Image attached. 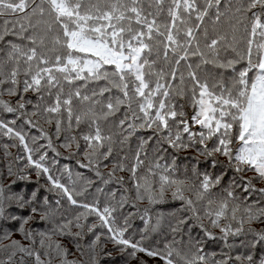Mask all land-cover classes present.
<instances>
[{
  "label": "snow or ice",
  "instance_id": "6c2138e0",
  "mask_svg": "<svg viewBox=\"0 0 264 264\" xmlns=\"http://www.w3.org/2000/svg\"><path fill=\"white\" fill-rule=\"evenodd\" d=\"M5 94L15 99H4ZM0 113L14 115L0 118V136L17 142L3 146L6 155L12 156L13 146L26 153L23 168L7 166L11 184L0 180V264H28V258L34 264H53L54 258L58 264H103L112 254L97 228L106 229L108 240L138 264H148L138 253L160 264H264V187L257 186L264 182V0H0ZM40 118L54 126L57 139L68 133L62 145L68 149L73 144L79 149L72 133L87 126L82 139L88 163L81 166L95 165L100 177L101 163L119 156L117 146L123 151L138 132L150 131L137 137L131 156H119L104 183H123L116 172L127 171L136 200L181 202L167 216L172 238L147 243L160 231L163 213L152 224L145 208V229L133 242L125 238L127 218L124 227L114 226L116 206L101 208L98 199L81 203L77 197L92 182L78 190L68 165L61 172L68 184L53 175L48 150L60 153ZM21 119L40 134L29 137L17 126ZM188 149L196 150L188 159L197 163L181 173L176 153ZM200 156L219 171L201 172ZM32 172L45 175L50 191L84 211L50 231L26 227L37 216L52 219L55 212L40 188L13 191L14 185L30 182ZM109 195L119 207L128 203L126 196ZM13 207L28 209V215L12 212ZM91 215L99 223L89 224ZM9 221L19 222L22 239H12L4 228ZM89 233L94 239L82 245ZM53 236L70 238L86 259ZM209 242L223 246L206 252Z\"/></svg>",
  "mask_w": 264,
  "mask_h": 264
},
{
  "label": "trees",
  "instance_id": "16d2710c",
  "mask_svg": "<svg viewBox=\"0 0 264 264\" xmlns=\"http://www.w3.org/2000/svg\"><path fill=\"white\" fill-rule=\"evenodd\" d=\"M25 95L28 99L32 100L33 104L36 103V98H35L34 94L28 93ZM3 98L4 99H12V100L15 99L14 97H8L6 94ZM32 110L33 109L31 108V106H29L28 111L31 112ZM124 110L125 109H123V108L121 109L122 112ZM186 110H187V106L185 107V111ZM191 113H192V109L190 110V115H191ZM119 116H120V113H118L117 117H115L114 119L119 118ZM0 118L12 120V119H14V115L13 114L0 113ZM40 125L48 131L49 135L52 136L54 146L56 148H58V152L60 151L59 156H56V154H53L52 156L54 158H50V154L52 152H50V150H48V156H49L48 164L51 163L52 159H56L59 161V163L56 164V166L58 165L59 166L58 168L61 167L59 169V171L63 169L64 165H68V167L71 169V171L73 173L76 171L73 168H77L79 166V163H83V164L88 163L87 158H85L84 154H82L85 151H87L86 142L82 139V135L88 132L87 126L81 125V127L79 129H74L72 134L76 136V138L79 142V149H77L75 144H73L72 149L75 148V150L74 151L71 150L66 154L65 151L68 150V148H64V147H62V145L65 142L64 137L67 136L68 133L62 132L60 138L57 139L55 136L54 126L46 124L44 122L43 118H40ZM17 126L18 127L22 126L23 131L28 133L29 137L33 136V135H39L40 134L38 129H33L30 126L24 125L23 119L17 120ZM147 135H149V132H145V131L138 132L137 136H134L131 139L132 146H135V147L137 146V144H138L137 137L138 136H147ZM134 140H137V141H134ZM16 143H17L16 141L12 140L9 137L0 136V180H2L4 183L9 181V178L5 176L7 166L9 165V163H12L14 170L17 168H21L22 165H24L26 163V159H25L26 153L23 151L22 147H15V146L10 147L9 151L12 153V156L6 155L3 146L5 144L15 145ZM39 143L46 145L47 140L42 139L39 141ZM120 147L121 146H117V152L119 153V156H123L125 154H128L129 156H131V151L130 152L120 151ZM123 148L128 149L127 146H123ZM17 156H19L20 159L16 160L15 157H17ZM119 156H116L114 154L113 158H110L108 161H103L101 163L100 167L102 165H107L105 167H113L115 165V163L117 162V160L119 159ZM92 168L94 169L95 165H93ZM82 170L84 173L87 172L86 174L90 173L89 170L86 169L85 167H83ZM121 173L126 174V176H123L124 177L123 183H118L115 179H113V180H110L107 184H104V186H103V185H101V182L104 181L105 178H102V180H99V178H94V179H92V184H93L92 186H94L93 190L99 186L102 189H104L105 191H107L108 194L115 192L116 193V200H119L120 196H122V195L127 197L128 203H125L123 205V207L117 206L115 200H111L109 203H112L113 206L117 207V211L113 214L116 217V221H115L114 226L124 227L125 226L124 225V219L127 218L128 219V225H127L128 230L125 233V238L131 239V240H133V242H135V241L140 239V235L143 232V230L145 229L146 221L141 218L144 214L143 210L145 208H149V215L152 216L151 223L153 224L154 220L156 221L157 213H163L167 219V216L169 213H172V212L176 211L177 209L181 208V203L179 204V203H177V201H175L174 203H173V201L172 202L167 201L164 204L150 205L148 207L147 205L149 203L147 200H143V201L136 200L135 193L133 192V189H135V188L133 186V181L129 178V173L127 171H122L120 173H119V171H117L116 176H118ZM139 174H141V175L143 174V169L140 170ZM56 177H59L61 182H63V180L65 181L64 176H56ZM11 178H14V177H11ZM63 183H65V182H63ZM106 186H108V187H106ZM14 187L17 188L16 191H20V189H18L20 187V183L16 184ZM50 194L52 196H55V195H57V192L55 190H53V192ZM50 194H48V196H50ZM99 201H100L101 208L107 203V201L103 202L101 197H100ZM169 201H171V200H169ZM130 213H131V215H130ZM164 227L166 229L164 231H162L160 234L157 235L156 232L154 234H151L150 240L147 243L155 245L157 243L162 244L164 242H167V240H170L172 238V235L170 232H168L167 221H166V225ZM197 231H199V230H194L192 234L196 235ZM214 231L217 233V235H219V231L217 229H215ZM200 235H202V233H200ZM162 236H166L167 239L162 240ZM89 239H91V237H89ZM176 239L180 240V237L177 236ZM222 246L223 245L220 242H216V243L209 242L205 246V251L206 252H219ZM129 251H131V250L129 249ZM111 254H112L111 258L105 259L103 261V264H138L137 260H135V259L129 258L128 260H125V256L120 253L118 248H116L115 253H111ZM138 255L140 257H142L143 259L147 260L148 264H160L159 261H153L149 257L145 256L143 253H138ZM28 264H34V262L32 260H28Z\"/></svg>",
  "mask_w": 264,
  "mask_h": 264
},
{
  "label": "rangeland",
  "instance_id": "374dc122",
  "mask_svg": "<svg viewBox=\"0 0 264 264\" xmlns=\"http://www.w3.org/2000/svg\"><path fill=\"white\" fill-rule=\"evenodd\" d=\"M190 110H191V108L187 107L186 112L189 113V115H190ZM194 130H199V126H195L194 127ZM148 132H149V135H151V132L150 131H148ZM134 141H137V140H134ZM131 142L132 141L130 140L129 144L127 145V148L128 149H124L123 148V152H130V149L131 150H135L136 147L135 146H132V143ZM154 147H155L154 141L150 142L149 145H148V147H147L148 159L149 160L152 159L153 148ZM56 150L58 151V148H56ZM71 150L74 151L75 148L74 149L71 148V149L66 150L65 151L66 154L69 151H71ZM50 152H52V151L50 150ZM53 154H55V153L52 152L50 154V158H54L52 156ZM82 154H84V153H82ZM171 154H172V150L169 149V153L168 154H165L166 155V158L170 160ZM197 155L198 154H197V152H196L195 149H188V150H185L183 152L176 153L178 170L182 173L183 170L186 167L190 169L193 164H196L197 163V161L195 159H188V157H195ZM35 158H36V156H34V159ZM220 159L223 160L224 158L223 157H220ZM199 160H200V163L198 164V168H199V170L201 172L207 170L209 172L216 173V172L219 171V168H215L214 169V168H212L210 166V158H206L204 156H200L199 157ZM82 164L83 163H79V166L78 167L76 166L77 168H73L76 171L73 172L72 179L76 181L77 186H78V190H79L80 187L85 186L86 181H91L92 182V179H94V178H99V180H102V178H105V180H108L107 173L110 172L111 169L113 168V167H105V165H102L99 168V171L103 174V176L100 177V176H97V174H96V168L93 169L92 167H85L86 169L89 170L90 173L89 174H86L87 172L84 173L83 170H82L83 167L81 166ZM24 165H22L21 168H23ZM49 166L52 168V173H53V175H55V177L56 176H64L65 177V181L63 180V182H65L67 184L69 183L67 174L65 173V174L61 175V172L63 171V169L59 171V169L61 167L58 168L59 167L58 165L57 166L56 165L54 166L51 163H49ZM120 172H122V171H119V173ZM76 173H80L81 176L79 178H77L76 175H75ZM189 174H190V172H189ZM230 175H231V173H230ZM246 175L247 176H252L253 173L252 172H248V173H246ZM118 176H126V174L121 173ZM8 178H9V181H7L8 180L7 179L6 180L7 181L6 184H11V182H12L11 180L14 179V178H11V177H8ZM104 181L101 182V185H103V186H104V184H106V183H104ZM226 182H227V177L225 178L224 183H226ZM92 185L93 184L91 183V185L88 186V190L84 193L83 196L77 197V199L81 203H92L94 201V199L100 200V197L102 198V201L103 202L107 201V203H109L111 201L110 195L107 193V191H105L104 189H102L99 186L96 187L93 190L94 186H92ZM14 186H13V191H16L17 188H15ZM108 186H106V187H108ZM257 186L258 187H264V182L258 183ZM24 188H27L28 191H31V190H33L35 188H40L41 189V191H40L41 197L47 196L49 202L51 203L52 208L55 210L54 216H53L52 219L47 220V221H41V220H39V217L37 216V218L34 221L30 222L29 225H26V227L31 228L35 232L46 231V230H49L50 231L52 228L56 227L57 224L63 223L65 220H70L75 215H77L79 212L84 211L83 208L78 207V206L71 205L70 203L67 202L66 199L61 198L59 195L52 196L50 193H52L53 190H51V191L49 190L50 189V184H49V182H48V180H47V178H46L45 175H39L38 176L35 172H32L31 173V181L30 182H20V187L18 189L21 190V189H24ZM98 188L102 190L99 193L97 192V189ZM133 192L135 193V189H133ZM48 194H50V196H48ZM57 200H60V204L59 205H56V203H55ZM168 202H172V201H168ZM174 202L175 201H173V203ZM177 203L180 204L181 202L177 201ZM147 206L149 207L150 204H148ZM11 211L14 212V213H16V214H18V215H22V216L28 215V209L20 210L18 208L13 207L11 209ZM156 218H157V216H156ZM166 221H167V219L164 220L160 231L159 232H156L157 235L160 234L162 231H164L166 229L164 227L166 225ZM88 223L89 224H91V223H99V221L95 217V215H91L88 218ZM153 224H155V220H154ZM3 226H4L5 229H8V230H10L12 232V239H22L23 233L17 231V229L19 228V222L18 221H9V222L5 223ZM73 230L75 231L76 229H73ZM96 232H97V234H101L102 242L106 246L107 250L110 251L111 253H115L116 252V247L113 245V243L110 240H108L107 237H108L109 234L107 233V230L104 229V228H97L96 229ZM154 233H152V234H154ZM0 235H2V233H0ZM89 237H91V239H89ZM52 238L54 240H56V239L61 240L63 244H65L66 246H68L75 253V256L76 257H79L81 260H85L86 259V257L81 256L80 253L75 250V244H74V242H71L70 238L62 237V236H53ZM93 239H94V237L92 236L91 233H89V234H87L86 236H84L80 240V243L82 245H85L86 246ZM8 242L9 241H7V240L4 241V243H8ZM23 242L24 243H28V241H23ZM38 247L39 246L37 245V248ZM123 255L125 256V260H128L129 259L127 253H124ZM69 258L71 259V258H74V257L70 256ZM42 259H47V257H45L43 255V251H42ZM28 260H32L34 262V260L32 258H28ZM53 264H58V260L54 258L53 259Z\"/></svg>",
  "mask_w": 264,
  "mask_h": 264
}]
</instances>
